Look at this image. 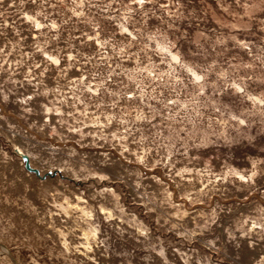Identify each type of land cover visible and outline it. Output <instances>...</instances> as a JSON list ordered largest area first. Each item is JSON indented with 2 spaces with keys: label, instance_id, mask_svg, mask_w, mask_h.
Returning a JSON list of instances; mask_svg holds the SVG:
<instances>
[{
  "label": "rangeland",
  "instance_id": "rangeland-1",
  "mask_svg": "<svg viewBox=\"0 0 264 264\" xmlns=\"http://www.w3.org/2000/svg\"><path fill=\"white\" fill-rule=\"evenodd\" d=\"M0 264H264V0H0Z\"/></svg>",
  "mask_w": 264,
  "mask_h": 264
},
{
  "label": "water",
  "instance_id": "water-1",
  "mask_svg": "<svg viewBox=\"0 0 264 264\" xmlns=\"http://www.w3.org/2000/svg\"><path fill=\"white\" fill-rule=\"evenodd\" d=\"M20 156L22 157L23 160H25V169L27 171H30V172L34 173L37 177H41L42 179H44L46 176H53V175H55V173H53V174L52 173H46V174L40 176L38 170H36L34 168H31L29 166V164L27 162V157L25 155H22V154Z\"/></svg>",
  "mask_w": 264,
  "mask_h": 264
}]
</instances>
